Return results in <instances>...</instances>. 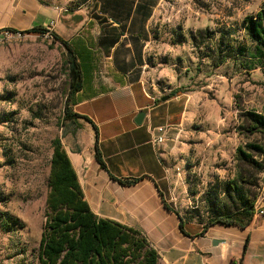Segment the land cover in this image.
Instances as JSON below:
<instances>
[{"label": "rangeland", "instance_id": "374dc122", "mask_svg": "<svg viewBox=\"0 0 264 264\" xmlns=\"http://www.w3.org/2000/svg\"><path fill=\"white\" fill-rule=\"evenodd\" d=\"M41 1L56 13L46 33L0 35V264H39L52 143H64L72 120L64 109L73 105L66 101L70 57L53 35L115 36L121 28L111 16L143 28V37L125 34L115 48L97 52L100 76L112 67L125 82L140 81L156 100L169 97L162 102L169 103V118L158 123L170 133L164 154L170 205L198 227L233 210L236 150L264 146L263 136L240 134L243 113L264 117V58L245 69L237 52L245 45L244 20L264 0H124V8L106 14L97 0ZM134 7L140 11L132 15ZM205 30L214 38L202 42ZM221 40L236 54L216 68L212 58ZM174 91L178 96L171 98ZM261 180L262 174L254 180L257 196Z\"/></svg>", "mask_w": 264, "mask_h": 264}, {"label": "crops", "instance_id": "0c3cea01", "mask_svg": "<svg viewBox=\"0 0 264 264\" xmlns=\"http://www.w3.org/2000/svg\"><path fill=\"white\" fill-rule=\"evenodd\" d=\"M54 19L56 13L41 0H0V35L44 30ZM65 41L76 50L82 71V88L71 111L90 122L73 118L62 146L91 211L140 231L156 250L158 264H264V173L247 228L217 224L201 235L202 226L183 219V234L181 216L167 197L168 144L152 142L156 129L167 127L158 122L164 115L169 118V103L152 97L140 81L125 82L112 67L110 75L100 76L98 39L77 34ZM140 113L144 117L138 124ZM96 146L106 169L96 159ZM112 177L138 181L122 185Z\"/></svg>", "mask_w": 264, "mask_h": 264}, {"label": "trees", "instance_id": "16d2710c", "mask_svg": "<svg viewBox=\"0 0 264 264\" xmlns=\"http://www.w3.org/2000/svg\"><path fill=\"white\" fill-rule=\"evenodd\" d=\"M97 1L100 3V11L103 14L108 13V8L119 9L126 6L124 0ZM139 11L140 7H134L132 15ZM111 19L119 25L121 31L115 36L107 35L103 31L98 41L103 51L108 52L115 48L125 34L136 38L143 37V28L131 27V21L127 26L128 21L124 22L116 16H111ZM243 32L245 45L239 47L237 52L241 55L238 58L242 62L241 65L247 69L248 62L264 58V6L254 16L244 20ZM42 33H46V30L34 28L22 34ZM200 37L202 42L214 38L207 30L200 33ZM53 38L67 50L70 57L72 81L66 101H73L74 105L72 98H75L82 88V71L78 56L70 42L56 34ZM222 44L221 40L214 49L212 62L216 68L236 54L234 45L231 43L226 45L225 50ZM245 58L247 62H243ZM125 68L126 66H122L120 69ZM177 96L175 91L171 94V98ZM64 112L68 118H83L86 122H90L87 117L73 113L67 105ZM241 130L240 134L246 136L261 135L264 137V117L253 112L243 113ZM95 152L97 161L103 169H106L97 146ZM236 159L240 167V176L230 185V193L234 196V209L222 212L204 224L201 235L217 224L245 229L252 222L258 198L257 194L252 193V188H257L254 180L256 181L257 177L264 173V146L248 143L243 148L238 147ZM112 179L122 185H133L138 181L136 179L121 180L114 177ZM48 189L45 202V222L39 244V264H158L159 256L156 250L151 247L140 231L114 221L98 218L91 211L84 200L76 173L59 138L52 143ZM165 207L171 210L166 204ZM180 221L181 232L186 234L183 225L185 220L183 221L180 217Z\"/></svg>", "mask_w": 264, "mask_h": 264}, {"label": "built area", "instance_id": "2783aa9c", "mask_svg": "<svg viewBox=\"0 0 264 264\" xmlns=\"http://www.w3.org/2000/svg\"><path fill=\"white\" fill-rule=\"evenodd\" d=\"M5 36H7V37H10V36L20 37V36H22V34L21 33H13V34L7 33ZM166 133H167L166 128L158 127L156 129V131L154 132L152 142L156 145H162L166 141Z\"/></svg>", "mask_w": 264, "mask_h": 264}, {"label": "water", "instance_id": "95a60500", "mask_svg": "<svg viewBox=\"0 0 264 264\" xmlns=\"http://www.w3.org/2000/svg\"><path fill=\"white\" fill-rule=\"evenodd\" d=\"M168 99H169V97H163V98L161 99V101H162V102H165V101H167ZM143 117H144V113H140V114L138 115V117H137L136 122H137L138 124H140L141 121H142V119H143ZM213 244H214V245L218 244V241H214Z\"/></svg>", "mask_w": 264, "mask_h": 264}]
</instances>
